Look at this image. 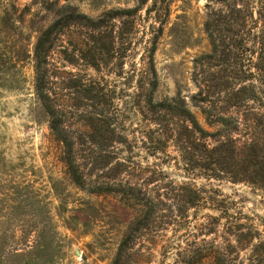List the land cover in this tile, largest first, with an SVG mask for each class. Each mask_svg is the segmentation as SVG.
Returning a JSON list of instances; mask_svg holds the SVG:
<instances>
[{
    "label": "rangeland",
    "instance_id": "1",
    "mask_svg": "<svg viewBox=\"0 0 264 264\" xmlns=\"http://www.w3.org/2000/svg\"><path fill=\"white\" fill-rule=\"evenodd\" d=\"M6 2L13 5L15 10L10 8V11L15 17L25 12V24L35 28H45L59 14L73 16L83 24L101 18L106 22V29L112 28L113 35L120 23L107 16L117 10L134 11L129 20L134 22L130 31L132 62L137 64L148 40L158 36L155 99L179 96L198 123L207 128L201 108L191 98L200 90L195 77L199 70L196 59L210 51L203 29L206 15L214 7L210 0ZM84 31L80 27L65 28L56 34L49 65L51 96L64 112L65 129L81 141H90L87 138L89 122L81 114L82 108L76 107L79 111H75L72 104L81 106L86 101L78 99L81 94H72L64 88L77 85L74 78L81 79L82 83L103 78L101 100L115 132L112 136L104 132L105 139L97 138L94 148L85 144L79 149L84 173L95 184L121 179L123 183L137 184L151 197L159 192L171 200L181 197V200L196 202L194 190H198L209 202L206 208L180 209L179 213L170 211L167 204L165 217L157 229L150 227L136 234L130 264H251L250 249L237 248L229 236L227 223L238 219L244 224V232L251 224L264 230V192L206 179L198 170L186 166L172 143L155 156L146 153L139 138L149 126L141 120L134 103L136 85L131 61L125 66L126 75L119 72L116 64L108 68L112 74L105 69L100 76L81 61L76 60V67L66 63L73 60L74 52L90 46ZM26 34L22 30V35L12 33L11 38L18 41ZM108 47L105 39L97 48L106 53ZM118 48L116 44L114 50ZM20 66L14 84L17 90H0V152L9 163L20 164L17 174L31 182L33 205L19 214H11L10 202L5 197L11 181L0 176V247L6 252L12 246L13 231L19 235L37 226L48 237L47 264H112L120 241L139 217L140 207L126 196L111 192L90 194L70 182L58 160L61 146L34 97L33 70L26 63ZM70 74L75 77L71 78ZM108 137L111 141L106 140ZM119 162L127 167L117 166ZM223 210L226 213L223 217L227 219H211L225 214Z\"/></svg>",
    "mask_w": 264,
    "mask_h": 264
},
{
    "label": "trees",
    "instance_id": "2",
    "mask_svg": "<svg viewBox=\"0 0 264 264\" xmlns=\"http://www.w3.org/2000/svg\"><path fill=\"white\" fill-rule=\"evenodd\" d=\"M210 2L214 7H210L203 25L210 51L196 59L199 70L195 77L200 90L191 98L193 104L201 108L206 129L198 123L179 96L158 101L155 99L157 35L148 40L138 63L132 62L130 31L134 22L129 20L134 11L117 10L107 16L109 20L116 18L120 23L113 35L112 28L106 29V22L101 18L87 20L83 24L73 16L59 14H55L45 28H35L25 24V12L15 17V13L10 11L14 9L12 4L6 0L0 4V90H17L14 84L16 73L22 67L20 64L30 65L33 70L34 97L48 118L54 139L61 146L58 160L70 182L90 194L111 192L126 196L140 207L139 217L120 241L112 264H130L136 234L150 227L157 229L165 217L167 204L170 205V211L179 213L180 209L186 211L197 206L206 208L209 202L198 190H194L196 202H193L181 200V197L171 200L159 192L151 197L137 184L123 183L121 179L113 178L112 182L101 184L90 181V175L84 173L78 158L79 149L85 144L94 148L98 144L97 138L105 139L104 132L112 136L115 129L101 100L103 78L82 83L72 74L70 77L74 78L77 85L66 86L64 90L72 94L79 93L81 97L78 99L86 101L81 106H72L75 111H79L76 107L82 108L80 112L89 122L87 138L90 141L78 140L65 129L62 120L64 112L51 96L49 87L52 77L49 74L51 49L57 39L56 34L65 28H84V36L90 46L86 50L80 48L74 52L73 60H66V63L76 67V60L81 61L97 76L102 75L105 69L106 73L112 74L108 68L116 64L119 72L126 75L125 66L127 61H131L136 85L134 103L141 120L149 126L139 138L141 148L146 153L155 156L172 143L186 166L193 171L198 170L206 179L226 181L264 192V0ZM22 30H26L27 34L21 40L14 41L12 33L22 35ZM33 33L34 41L31 42ZM105 39L109 47L106 53H102L97 47ZM116 44H119L117 51L114 50ZM106 140L111 141V137ZM116 165L127 167L122 162ZM19 166L9 163L0 152V176L4 175L11 181L5 197L14 215L33 205L31 182L24 175L17 174ZM223 215L226 213L211 219H227ZM227 225L229 236L237 248L250 249L251 264H264V230L251 224L244 232V224L238 219ZM10 238L12 246L6 252L0 247V264L48 263V237L43 228L34 226L33 230L19 235L13 231Z\"/></svg>",
    "mask_w": 264,
    "mask_h": 264
}]
</instances>
